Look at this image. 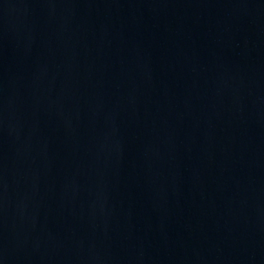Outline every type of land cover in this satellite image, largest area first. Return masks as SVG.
<instances>
[{"label": "water", "instance_id": "water-1", "mask_svg": "<svg viewBox=\"0 0 264 264\" xmlns=\"http://www.w3.org/2000/svg\"><path fill=\"white\" fill-rule=\"evenodd\" d=\"M0 264H264V0H0Z\"/></svg>", "mask_w": 264, "mask_h": 264}]
</instances>
